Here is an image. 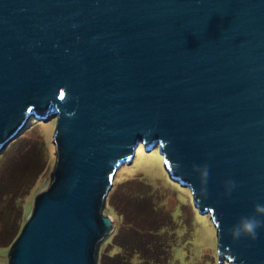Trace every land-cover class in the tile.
Instances as JSON below:
<instances>
[{"label": "water", "instance_id": "obj_1", "mask_svg": "<svg viewBox=\"0 0 264 264\" xmlns=\"http://www.w3.org/2000/svg\"><path fill=\"white\" fill-rule=\"evenodd\" d=\"M31 118L55 119V164L8 264H98L140 144L210 215L219 264H264V0H0V154Z\"/></svg>", "mask_w": 264, "mask_h": 264}, {"label": "rangeland", "instance_id": "obj_2", "mask_svg": "<svg viewBox=\"0 0 264 264\" xmlns=\"http://www.w3.org/2000/svg\"><path fill=\"white\" fill-rule=\"evenodd\" d=\"M54 128L55 119L42 122L31 118L27 122V129H24L0 154L1 181L14 174L12 170L16 166H19V171L23 169L27 172V177L29 176L16 195L13 193L11 195V192L6 190L5 186L12 185L10 179L7 185L6 181H3L5 186L0 183V210L10 204L7 208L10 231L2 235L4 239H0V264H8V252L12 245L10 243L12 239L9 237L11 230L17 227L16 231L20 233L24 225L22 219L31 211L34 197L48 185L55 164V149L52 142ZM120 183L122 185H119ZM118 185L120 191L113 195V203L117 202L131 212L130 218L135 219L136 223L141 221L139 217H145L149 219V224H153L157 218L163 219L164 216L150 211L146 202L141 204L142 201L134 200L133 196H138L140 199L144 197L153 202L156 208L164 207L170 214L175 226L176 239L174 245L167 248V254L162 260L164 264H219L216 226L209 214L198 212L193 205L190 191L171 181L157 149L148 152L143 150L141 145L137 147L132 162L116 171L105 205L109 204L111 193ZM2 188L4 189L1 190ZM134 191L135 195L129 194ZM103 214L106 215L105 209ZM4 227L5 221L0 217V232H3ZM162 229L168 228L165 226ZM121 232L122 242L119 245H122L124 252H127L130 250L128 243L135 234L130 229H121ZM113 248L110 247V250ZM108 262V264H117L114 258H109Z\"/></svg>", "mask_w": 264, "mask_h": 264}, {"label": "trees", "instance_id": "obj_3", "mask_svg": "<svg viewBox=\"0 0 264 264\" xmlns=\"http://www.w3.org/2000/svg\"><path fill=\"white\" fill-rule=\"evenodd\" d=\"M140 145L142 146L143 150H145L144 146L142 144ZM156 149L158 150V148ZM12 172L14 174H11L7 178L3 179V181L4 180L6 181V185L10 179L9 182L12 185L5 186L3 184V181H1L2 177H0V181H1L0 183H2V185L7 187L6 190H9L11 192V195L12 193L16 195L21 190V187L23 183L25 182V179H27L29 176L27 177L28 174L23 169H20L19 171V166H16L15 168H13ZM119 185H122V183H120ZM119 185L111 193L109 204L105 206L106 215H111L113 217L114 224H116V228L114 232L109 236V238H107L106 241L103 243L104 245L103 244L101 245L104 247L99 248L98 264H108L109 258L116 259L117 264L119 263L120 264H164L162 260L165 258L167 254V248L169 246H173L175 243V239H176L175 237L176 235H174L175 226L172 222L170 214L166 211L164 207L156 208L152 204L153 202H150L148 199H145L144 197L140 199L138 196L137 197L133 196L134 200L137 199L139 201H142L141 204H144L146 202L150 211L159 213L164 216L163 219L157 218L156 222L153 224H149L148 223L149 219H146L145 217H139L141 218V221L136 223L135 219L130 218L131 212H129L125 207L120 206L117 202L113 203V200H112L113 195H115L117 191H120L118 189ZM4 188H2L1 190H3ZM129 194L135 195V191L130 192ZM8 206H10V204H8ZM8 206L0 210V217L1 219L3 218V220L5 221V227L3 229V232H0V239H4L2 235L4 234L6 235L7 232L10 231L8 229L9 228V224H8L9 214L7 210ZM30 212L24 215L22 219V225L23 223L26 222ZM165 217H167V220H165ZM142 219L144 221L146 219V221L143 222ZM131 221L134 222V224ZM165 226L169 230L162 229V227H165ZM16 228H13L11 230L12 231L11 235L9 234L10 235L9 237H11L10 239H12L10 243L12 244L19 235V231L17 233ZM121 229L123 230L130 229V231L133 230L135 234V236L132 234L134 237L131 239L132 241H129L128 243L129 244L128 246H130L129 247L130 250L127 252L126 251L124 252L122 248L123 246L119 245L120 242H122L121 236L123 235L121 232ZM110 247H114V248L110 250Z\"/></svg>", "mask_w": 264, "mask_h": 264}, {"label": "clouds", "instance_id": "obj_4", "mask_svg": "<svg viewBox=\"0 0 264 264\" xmlns=\"http://www.w3.org/2000/svg\"><path fill=\"white\" fill-rule=\"evenodd\" d=\"M255 211L258 213L264 214V206L256 205ZM261 226V221L258 220L255 216L253 217H245L242 218L238 229L236 230V235L239 236L241 234L249 235L253 238L256 236V229Z\"/></svg>", "mask_w": 264, "mask_h": 264}]
</instances>
